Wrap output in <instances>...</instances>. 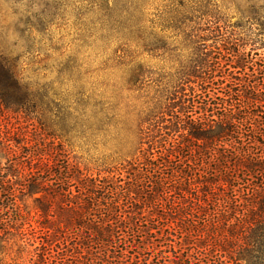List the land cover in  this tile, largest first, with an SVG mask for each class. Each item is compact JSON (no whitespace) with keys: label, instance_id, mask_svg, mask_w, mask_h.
I'll use <instances>...</instances> for the list:
<instances>
[{"label":"trees","instance_id":"trees-1","mask_svg":"<svg viewBox=\"0 0 264 264\" xmlns=\"http://www.w3.org/2000/svg\"><path fill=\"white\" fill-rule=\"evenodd\" d=\"M47 1L0 0V110L18 111L46 99L27 74L50 57L23 55L41 53L37 37L51 25L56 5ZM136 4H103L111 38L121 34L119 21L123 25L124 43L113 51V63L122 65L141 93L137 140L124 153L134 166L129 181L92 177L69 159L50 160L23 143L19 157L0 167V255L8 236L31 247L36 241L33 228L23 229L30 221L18 201L26 197L40 218L42 237L33 247L39 264L55 263L49 237L61 230L67 234L63 245L79 243L85 251V264H264L259 30L232 25L210 2L179 7L170 25L173 42L136 45L168 66L150 72L129 56L130 46L141 42L145 16ZM95 103L80 97L66 113L76 116L81 129L101 132L111 124ZM156 211L176 218L175 241L167 234L168 219L154 217Z\"/></svg>","mask_w":264,"mask_h":264},{"label":"rangeland","instance_id":"rangeland-1","mask_svg":"<svg viewBox=\"0 0 264 264\" xmlns=\"http://www.w3.org/2000/svg\"><path fill=\"white\" fill-rule=\"evenodd\" d=\"M126 0H48L54 4L51 13L52 23L45 35L38 36L40 52L23 57H50L40 64H34L27 74L31 83L41 88L46 96L44 103L18 111L0 110V167L8 166L21 154L23 143L45 151L57 161H66L79 166L83 172L92 177L121 179L122 183L129 181L132 166L131 158L125 157V149L137 140L136 124L142 113L140 92L133 87L129 79L122 74V65L113 63V51L118 52L123 42L122 21H119L118 31L121 34L111 38L109 24L103 4L109 7ZM131 1V0H129ZM137 1L142 19L143 30L140 33L141 42L132 44L129 56L133 63H143L150 72H158L161 68V57L156 53H146L136 45H158L171 43L174 39L172 17L179 7H193L206 2L219 7L230 23L243 29L259 30L257 42L262 47L258 57H264V0H133ZM54 3V4H53ZM5 11V8H2ZM110 28L111 20L109 19ZM136 46V47H134ZM35 49V48H34ZM148 49V48H147ZM134 52V54H133ZM132 63V64H133ZM38 70V72L36 71ZM35 86V85H34ZM101 96L100 98L96 97ZM93 98L97 100V109L106 110L110 127H100L99 130H83L77 124L75 115H67L69 108L74 107L78 99ZM88 103L93 104V100ZM68 108V109H67ZM69 113V112H68ZM103 118H101L102 120ZM126 130H120L125 128ZM92 131V132H90ZM3 141V142H2ZM259 142L264 143V138ZM62 164V162L60 163ZM176 201V200H175ZM167 201H164L165 206ZM22 213L30 221L24 225L25 232L34 230L36 241L33 247L39 245L37 221L40 218L34 209L31 198L22 197L18 201ZM164 209L166 207H163ZM154 217L168 219L170 229L168 235L175 241L180 237L177 226L171 224L170 216H163L156 211ZM30 225V227H29ZM165 230V229H164ZM166 235V233H164ZM67 234L61 230L49 237L51 253L56 257L54 264H85L82 254L85 251L75 243L62 242ZM67 241L69 239L67 238ZM3 254V263L8 264H39L33 259V247L22 243L16 235L8 236ZM62 259L64 261L62 262Z\"/></svg>","mask_w":264,"mask_h":264}]
</instances>
